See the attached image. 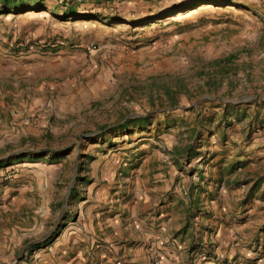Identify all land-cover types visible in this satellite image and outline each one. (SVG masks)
I'll return each mask as SVG.
<instances>
[{
    "label": "rangeland",
    "instance_id": "rangeland-1",
    "mask_svg": "<svg viewBox=\"0 0 264 264\" xmlns=\"http://www.w3.org/2000/svg\"><path fill=\"white\" fill-rule=\"evenodd\" d=\"M42 1L24 12L0 0V264H34L58 238L98 235L116 199L143 206L133 195L144 191L175 221L163 249L140 246L143 263L170 264L176 240L174 264H264V0H72L69 20V0ZM79 37L113 59L109 91L81 111L66 103L71 115L25 120L41 81L64 78L40 77L23 41L85 53L71 48ZM82 63L80 93L110 74ZM135 118L144 122L123 127Z\"/></svg>",
    "mask_w": 264,
    "mask_h": 264
},
{
    "label": "crops",
    "instance_id": "crops-1",
    "mask_svg": "<svg viewBox=\"0 0 264 264\" xmlns=\"http://www.w3.org/2000/svg\"><path fill=\"white\" fill-rule=\"evenodd\" d=\"M26 40L27 39L23 41L24 46H26L30 52L38 54L36 56L40 59L36 64V66L39 67L36 71L40 73L39 76L45 80H54L57 75H60V78H64V80L59 83V85H55V81L49 83L41 81V85L37 88L36 92L37 97L38 95L41 97H38L37 100L33 98L29 103L27 102L25 104V120L35 116L37 111L43 113L51 112L57 117L71 115L72 112L75 111V108L71 105H66V103H77L78 111H81L83 110L80 108L81 106L84 108L89 107L88 105L90 102H94V99L100 93L103 91H109L108 89L111 85L110 80H113L111 75L112 72L110 71V68L112 67L110 60L112 61L113 59L109 57L106 58L105 55H103V60L107 65L99 61L97 59L98 57L95 55V50L91 49V46H95V44L89 43V41H84V39L79 37L76 42L79 41V43H81L79 45H73L71 48H84L86 50L85 53H83L81 49L48 53L51 49L55 48V44L51 45L49 42L45 43L41 40L34 39H30L31 44H26ZM36 41H40L41 43L37 44ZM40 54L41 56H39ZM42 55L44 57H42ZM121 58L122 56L119 57V60H121ZM83 59L84 63L91 62L93 65L94 61H98V63L101 64L100 70L102 69V66L104 70L105 66L110 74H104L105 78L106 76L107 78L106 80H102L101 83H96L95 79L102 76L95 77V79L91 78L90 91L80 93V90L75 89V87L77 86V83L78 85H81L82 82L79 80L80 77L76 75L75 72L81 68ZM90 67L93 68V66ZM61 69L63 70L60 71ZM86 83H88V81H86ZM49 96L51 100L47 99ZM86 96L87 98H85ZM53 97L55 99H52ZM136 119L143 118H135L131 122L135 123ZM124 123L125 126L127 122L124 121ZM257 158L256 161L264 163V154H259ZM161 187L162 188H159V191H157V194L161 195L162 192L168 191V182L165 181L164 184H161ZM141 195L144 196V204L142 202L143 206H140L141 203L139 201H133V199L126 203L125 196H122L121 200L116 199V203H119L115 205L118 206L116 207L117 211L113 212V217H108V219L105 220V225L100 227V231H102L101 233H98V235L93 233L91 236H81L73 233L66 239L58 238L53 244L54 246L49 249L48 254H36L34 264H145L140 260L143 256L141 248L144 246L145 242L154 240L156 247L163 249L161 245L168 242L169 237L166 233V229L171 230L170 226L175 221V217L173 216V208L164 206H158L159 208L153 206L150 207V197L146 195L145 191L142 194L141 192L134 194L133 198H141ZM170 205L173 206L172 203ZM140 208L142 209V212L146 214L144 219L148 222V225L150 227L155 226V231H153L152 228H145V222L143 219L140 220V217H137L138 213L136 210L139 211ZM150 208H152L153 212L146 213ZM128 210H130V212ZM125 212L134 220L133 225L137 227V230H133L131 227L125 228L121 225L123 216L126 214ZM144 230H146L147 233L143 235L142 233ZM91 231H94L92 227ZM94 242L97 243L95 247H93ZM170 243L171 247H168L169 244L166 245L165 253L163 254L168 255V262L170 264H174L173 260L177 259V248H180V244L176 242V240H172ZM140 246L142 247L140 248ZM90 252L93 256L96 255L95 259L89 260L85 257L89 256Z\"/></svg>",
    "mask_w": 264,
    "mask_h": 264
},
{
    "label": "trees",
    "instance_id": "trees-1",
    "mask_svg": "<svg viewBox=\"0 0 264 264\" xmlns=\"http://www.w3.org/2000/svg\"><path fill=\"white\" fill-rule=\"evenodd\" d=\"M28 0H7V5L5 6L7 10L14 9L15 11H29V10H37L43 7L42 0H31L32 4H27ZM39 11V10H37ZM77 14V6L72 3V0H69V3L66 5L62 12V18L65 20L74 19ZM144 122V119H136L135 123L141 124ZM127 122L125 126H128ZM124 126V128H125Z\"/></svg>",
    "mask_w": 264,
    "mask_h": 264
},
{
    "label": "built area",
    "instance_id": "built-area-1",
    "mask_svg": "<svg viewBox=\"0 0 264 264\" xmlns=\"http://www.w3.org/2000/svg\"><path fill=\"white\" fill-rule=\"evenodd\" d=\"M36 43H37V44H40L41 42H40V41H36ZM26 44H31V40H30V39H27V40H26ZM91 49H92V50H95L96 48H95V46H91Z\"/></svg>",
    "mask_w": 264,
    "mask_h": 264
}]
</instances>
